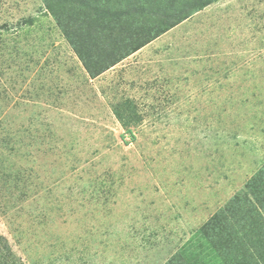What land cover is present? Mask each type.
<instances>
[{
  "label": "rangeland",
  "instance_id": "obj_1",
  "mask_svg": "<svg viewBox=\"0 0 264 264\" xmlns=\"http://www.w3.org/2000/svg\"><path fill=\"white\" fill-rule=\"evenodd\" d=\"M111 5L113 33L167 21L155 2ZM104 44L84 45L92 69ZM262 165L264 0H214L95 77L42 0H0V235L16 264H232L231 229L257 264L246 186Z\"/></svg>",
  "mask_w": 264,
  "mask_h": 264
},
{
  "label": "trees",
  "instance_id": "obj_2",
  "mask_svg": "<svg viewBox=\"0 0 264 264\" xmlns=\"http://www.w3.org/2000/svg\"><path fill=\"white\" fill-rule=\"evenodd\" d=\"M89 1L91 0H42L45 9L51 13L65 39L82 61L87 72L92 77H95L140 49L166 29L188 18L214 0H118L120 3L117 5V9L113 4H116L115 1L113 3L102 1V12H100V5L94 6ZM107 1L109 2V0ZM123 2L130 4L132 8L138 11H143L147 4L155 2L158 6L163 7L162 12L166 16L167 21L161 18L159 21L157 19L156 21H147L144 24L136 23L131 33L122 35L120 33L117 34L115 31L113 33V30L109 29L106 24L107 17L112 14L109 12L110 8L108 6L112 4L113 14L117 17H120L122 13L126 17L128 16V9H125V12L119 11V7L122 6ZM82 7L94 10L90 14L85 13L82 15ZM101 36L102 39H105L104 48L102 49V60L98 64L97 69H92L90 59L83 52V48L88 41H94ZM246 188L250 193L249 205H254L255 210L261 214V218H264V165L247 181ZM235 197L237 195L229 199L228 209L239 203V200ZM208 226L209 223L202 227L206 235L210 234ZM230 234L233 237L232 245L236 246L234 258H231L230 262L232 264H244V262L252 264L253 255H259L256 242L247 240L248 237L246 235V239L242 236L239 237L238 234L234 237L232 229ZM177 258L178 253L176 251L163 264H176L178 262ZM256 261L257 264H261V262L264 264V259L261 262L258 259ZM0 264H16L11 260L10 247L2 235H0Z\"/></svg>",
  "mask_w": 264,
  "mask_h": 264
}]
</instances>
